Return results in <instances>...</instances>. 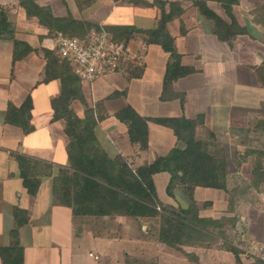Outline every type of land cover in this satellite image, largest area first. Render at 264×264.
Listing matches in <instances>:
<instances>
[{"label": "crops", "instance_id": "obj_1", "mask_svg": "<svg viewBox=\"0 0 264 264\" xmlns=\"http://www.w3.org/2000/svg\"><path fill=\"white\" fill-rule=\"evenodd\" d=\"M35 1L48 7L55 16L70 13L99 25L151 28L158 18L156 7L115 0H95L85 7L76 0ZM178 1L185 10L168 23V29L176 38L182 63L197 69L174 82V91L182 93L183 100L161 99L168 54L159 45L150 44L141 58L142 77L129 80L121 72H113L92 83L83 82L87 103L95 112H106L95 128L97 139L111 158L120 154L132 167H137L153 162L157 155L167 154L174 146L182 144L170 129L148 121L149 147L140 150L130 141L126 124L115 117L118 109L130 104L145 117L184 115L193 118L203 114L205 127L214 134L212 139L208 138L210 150H223L229 162L227 178L241 175L243 161H251L252 151L247 147L263 145L260 136L254 139L252 135L264 134V87L254 69L264 61V8L256 10L264 6V0H253L252 7L241 5L239 0L233 14L247 31L230 41L217 38L213 21L200 14L191 0ZM209 5L224 16L219 4L210 1ZM0 6L8 8V17L18 38L35 48H55L54 36L48 35L47 27L36 17L27 15L19 0H0ZM130 45L135 52L140 46L136 41H131ZM46 67L47 59L42 53L32 52L13 62V43L0 39V248L10 244V230L16 222L14 211L20 208L26 211L20 217H28L19 229L24 264H85V261L89 264H248L254 260L246 250L252 245L264 247V195L258 201L238 205L236 227L227 229L230 247L218 241L168 246L159 241L158 228L154 234L150 226L153 220L149 218L74 217L71 207L59 203L53 190L54 176L60 169L69 167L68 137L67 123L63 118L53 119L51 103L61 93V80L43 82ZM120 80L125 82L123 87L113 88L112 83ZM131 81H139L136 103L128 100ZM117 90L126 94L107 98ZM28 95L33 104L31 124L34 129L25 133L5 117L9 104L20 106ZM72 107L78 116H83L84 105L79 100H74ZM198 135H202V129L198 130ZM16 154L41 163L37 172L33 170L35 177L41 180L36 194L29 193L24 185ZM240 162L242 165L237 167ZM245 165L251 171L249 164ZM167 176V172L157 173L155 183L166 181ZM194 194L204 216L227 215L229 196L225 190L198 186ZM120 241L129 243L132 248L113 253L114 243ZM231 247L238 249L239 255ZM90 253L98 255L99 259Z\"/></svg>", "mask_w": 264, "mask_h": 264}, {"label": "trees", "instance_id": "obj_2", "mask_svg": "<svg viewBox=\"0 0 264 264\" xmlns=\"http://www.w3.org/2000/svg\"><path fill=\"white\" fill-rule=\"evenodd\" d=\"M95 0H76L82 7L91 5ZM134 5L153 6L158 10L157 23L151 28H140L134 25H99L72 14L55 16L51 10L38 4L35 0H19L27 15L36 17L39 23L48 29L49 36L62 32L70 37L84 38L92 31L104 28L112 33L117 41H136L139 48L136 62H125L118 72L127 79H138L144 73L141 58L146 46L159 45L167 54V62L162 80V100L174 98L183 100V94L174 91L173 85L179 78L197 72L192 65L181 61V54L176 47V38L171 35L168 23L180 17L185 8L178 0H115ZM216 2L223 9L226 18L219 15L209 2ZM239 0H191V5L207 19L213 21V33L221 41H230L234 36L247 31L233 14ZM257 7L256 10L263 9ZM184 33V30L181 31ZM0 39L13 43V62L22 59L32 52L42 53L47 59V67L43 82L53 79L61 80V93L52 99L53 119H65L67 123V154L69 167L60 169L54 176L53 190L59 203L71 207L74 217L78 216H129L134 218H160L158 239L162 243L177 247L187 243L211 244L202 241L205 231L210 227L223 226L225 218H211L200 214L194 198L195 188L211 187L227 192V159L224 154L210 151V140L214 134L205 127L204 115L198 114L189 118L180 116L145 117L128 104L115 112V117L126 124L129 139L136 143L140 150L149 147L148 121L170 129L183 146H174L167 154L157 155L151 163L132 167L120 154L111 158L100 145L95 128L101 118L96 115L93 106L86 101L83 92V81L74 73L72 64L62 57L56 48H35L28 42L18 38L13 23L8 17V8L0 6ZM255 74L264 87V61L255 66ZM125 91H115L108 99L125 95ZM79 100L84 105L83 116L80 117L72 107V102ZM32 99L28 95L20 106L9 104L6 110V121L20 126L25 133L33 131L31 124ZM202 129V135L198 130ZM208 135L207 138L204 135ZM20 175L28 192L36 194L40 178L35 177L41 163L24 155L16 154ZM51 168L49 165H47ZM159 172L170 175L167 192L172 196L175 187H179L187 195L190 203L186 207H178L179 212L165 210L159 212L162 205L154 176ZM256 172V171H255ZM51 174V173H50ZM262 174L256 172L254 184H258ZM25 210L15 208V226L10 230V244L0 248L2 264H24V248L20 243L19 229L28 217L22 216ZM236 255L239 250L231 247ZM242 264V263H238ZM248 264H264V260L254 258Z\"/></svg>", "mask_w": 264, "mask_h": 264}, {"label": "rangeland", "instance_id": "obj_3", "mask_svg": "<svg viewBox=\"0 0 264 264\" xmlns=\"http://www.w3.org/2000/svg\"><path fill=\"white\" fill-rule=\"evenodd\" d=\"M241 5L246 6V7H252L254 5V3H253V0H241ZM239 8L240 7H237L238 11H239ZM222 11H223V9H222ZM224 17L226 18L225 13H224ZM174 29L175 28H172V31H174ZM132 50L135 54L137 53V52H135L134 49H132ZM109 74H111V73H109ZM109 74H106L104 76H107ZM123 83H125V82L120 80L117 82H113L112 86H113V88L115 87L117 89H121L123 87ZM130 84H131L129 86L130 96H128V100L136 103V101L138 100L137 97L139 96V93H140L139 81H131ZM150 100L153 102L154 99L151 97ZM98 108H100V103H99V105L97 104V109ZM102 111L101 110H100V112L96 111V115L101 119L104 116H106V112L105 111L102 112ZM207 136L208 135L206 134V137ZM252 136L254 139H257L256 136H258V137L260 136L261 138H259V139L262 141L263 145H259L258 148H252L250 146L247 147V150L249 152L252 151L250 153L251 161H243V167L244 168H243V170H241V175H237L234 177L227 178V187L231 190V192L226 191L228 193V196H229V199H228L229 200V204H228L229 207L227 210H225L227 215L223 214L220 217H216V219L225 218L226 219L225 223L223 226L210 227L208 229V231H205L206 236L203 235L202 241L208 242V240L212 238V240H213L212 242H215V241L222 242L225 246L230 247L231 241H230L229 235L227 234V229L228 228L234 229L236 227L237 220L239 219V215L237 213V211H239V210H237L238 205L240 203L246 204V203H248V201H252V202L258 201L260 196L264 195V177H262V180L257 185L254 184L257 170H258V174H262L264 176V153H263L264 152V134L256 133ZM252 136H251V138H252ZM181 146H183V144ZM256 146H258V145H256ZM211 152L218 153V154L222 153L225 155V152L221 149L220 150L216 149L215 151H211ZM228 163L229 162L227 161V165H228ZM232 163H234V162H232ZM241 163L242 162H240L237 167L242 165ZM245 164H249L251 171H248V169L246 167L247 165H245ZM227 165H226V169H227ZM230 168L232 169L233 166H231ZM167 177H168V179L166 181H163L162 183L160 181H157V184H156L159 197L161 199H164L163 201L161 200L162 205L158 206L157 209L161 213H165L166 212L165 210H170V211H174V212L178 213L179 212L178 207L179 206L180 207H186L190 203V200L187 197V195L183 192V190L180 189L179 187L174 188V190L172 191L173 192L172 196L169 195L167 192V186L169 184L170 175ZM194 198H195V194H194ZM196 205H197V203H196ZM206 206H207V202H205V204H204L205 208H206ZM197 208H198V206H197ZM198 210H199V208H198ZM199 212L201 214L200 210H199ZM206 217L215 218L212 216H206ZM151 219L153 221H152V224H150V226L151 225L153 226L152 229L155 230V232H154V234H155L156 228H158V230H159V227H160V218H149L150 221H151ZM156 224L158 225V227H156ZM157 233H158V231H157ZM230 234H233V233H230ZM128 244L129 243H127L125 241L116 242V243H114V247L112 248V250H113L112 252L113 253H119L123 249L132 248L131 245H128ZM85 264H89V262L85 261ZM108 264H116V263L115 262H109Z\"/></svg>", "mask_w": 264, "mask_h": 264}, {"label": "built area", "instance_id": "obj_4", "mask_svg": "<svg viewBox=\"0 0 264 264\" xmlns=\"http://www.w3.org/2000/svg\"><path fill=\"white\" fill-rule=\"evenodd\" d=\"M55 48L72 64L74 73L86 83H92L106 74L118 72L127 61H136L130 43L117 41L104 28L92 31L84 38L70 37L62 32L54 36ZM246 254L264 260V247L252 245ZM90 256L99 259L98 255Z\"/></svg>", "mask_w": 264, "mask_h": 264}]
</instances>
